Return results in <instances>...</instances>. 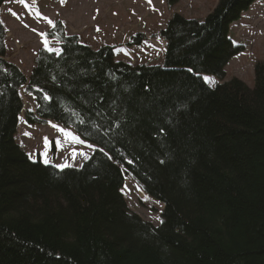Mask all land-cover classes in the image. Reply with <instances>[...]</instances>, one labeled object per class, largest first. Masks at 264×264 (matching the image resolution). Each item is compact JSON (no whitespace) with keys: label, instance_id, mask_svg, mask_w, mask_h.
Instances as JSON below:
<instances>
[{"label":"trees","instance_id":"1","mask_svg":"<svg viewBox=\"0 0 264 264\" xmlns=\"http://www.w3.org/2000/svg\"><path fill=\"white\" fill-rule=\"evenodd\" d=\"M253 1L173 13L158 66L115 60L56 19L43 38L62 54L40 48L27 78L5 59L0 19V264H264V62L252 87L224 73L243 49L229 25ZM21 114L94 148L79 167L32 160L15 137ZM125 177L163 223L129 210Z\"/></svg>","mask_w":264,"mask_h":264},{"label":"rangeland","instance_id":"2","mask_svg":"<svg viewBox=\"0 0 264 264\" xmlns=\"http://www.w3.org/2000/svg\"><path fill=\"white\" fill-rule=\"evenodd\" d=\"M215 2L177 0L169 7L166 0H64L63 3L61 0H7L0 8V19L6 32L5 58L15 63L28 77L37 51L40 48L47 50L43 35L50 27L48 21L60 19L66 25L67 34L76 35L81 43L90 48L112 47L115 60L162 65L164 41L158 31L172 13L201 20ZM137 33H143V36ZM130 35L133 38H128ZM229 37L245 48L229 59L224 67L225 75H235L252 87L254 66L257 62H264V0H255L230 25ZM125 39L129 42L125 43ZM47 45L55 50L53 52H60L58 45L48 41ZM205 77L209 78L205 81L209 86L216 82L210 76ZM20 93L24 108L35 107L28 94ZM48 125L42 127L40 124L19 122L20 131L15 137L29 153L30 159L45 163L46 158L45 164L57 168H64L58 167L63 165L77 167L92 152L94 146L78 142L79 137L72 128ZM122 191L131 212L154 225L160 223V202L147 196L129 177L124 179Z\"/></svg>","mask_w":264,"mask_h":264},{"label":"snow or ice","instance_id":"3","mask_svg":"<svg viewBox=\"0 0 264 264\" xmlns=\"http://www.w3.org/2000/svg\"><path fill=\"white\" fill-rule=\"evenodd\" d=\"M21 2H24V0H21ZM63 2H64V0H61V3H63ZM48 23H49V25L52 26V27L55 26L54 23H53L51 20H49ZM45 44H46L47 50H49L50 52L55 51L54 49H52L50 46L47 45V38H46V37H45ZM62 51H63V50H61L60 52H56V54H57V55H60V54H62ZM125 54H126V55L128 54L126 50H125ZM189 71H192V70L189 69ZM204 79H205V81H207L209 78H208V77H205ZM46 98L51 99L50 97H46ZM61 131H63V129H61ZM161 131H163V130H161ZM26 134H27V133H26ZM73 139H78V138L73 137ZM81 142H82V141H81ZM81 154H82V153H81ZM42 155H45V157H46V154H42ZM44 162L47 163V159H46V158H45V161H44ZM161 162H163V161H161ZM130 163H131V162H130ZM67 166H68V165H63V166H58V167H67ZM156 219H159V217H157ZM160 222L163 223L162 220H161Z\"/></svg>","mask_w":264,"mask_h":264},{"label":"crops","instance_id":"4","mask_svg":"<svg viewBox=\"0 0 264 264\" xmlns=\"http://www.w3.org/2000/svg\"><path fill=\"white\" fill-rule=\"evenodd\" d=\"M144 34H146V33H144ZM28 127H29V126H28ZM28 127H27V128L22 127V128L25 130V129H28Z\"/></svg>","mask_w":264,"mask_h":264}]
</instances>
